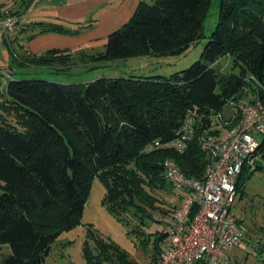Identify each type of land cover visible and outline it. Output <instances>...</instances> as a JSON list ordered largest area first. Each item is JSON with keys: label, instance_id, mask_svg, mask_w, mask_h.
<instances>
[{"label": "trees", "instance_id": "16d2710c", "mask_svg": "<svg viewBox=\"0 0 264 264\" xmlns=\"http://www.w3.org/2000/svg\"><path fill=\"white\" fill-rule=\"evenodd\" d=\"M210 4L139 0L127 21L107 34L104 49L79 60L103 65L179 50L201 37ZM38 26L41 32H74L59 23ZM225 55L238 72L217 70ZM71 59L72 52L52 48L24 61L59 64L63 70ZM9 75L0 94V248L8 249L0 264H42L60 233L80 224L94 176L105 187L102 204L118 219L130 210L145 212L141 204L151 212L167 207L156 193L164 196L161 191L170 189L166 158L187 177L203 178L207 155L199 136L212 113L223 111L230 98L244 97L245 85L264 103V0H219L218 20L201 57L170 77H98L66 84ZM188 118L192 131L183 149L153 146L156 140L163 144L189 132ZM257 151L264 160V138ZM246 169L237 179V194ZM98 246L94 254L85 243L86 264H110L112 253L120 264H134L118 248L110 245L114 252H109L101 241ZM159 253L160 248L153 255L155 264Z\"/></svg>", "mask_w": 264, "mask_h": 264}, {"label": "rangeland", "instance_id": "374dc122", "mask_svg": "<svg viewBox=\"0 0 264 264\" xmlns=\"http://www.w3.org/2000/svg\"><path fill=\"white\" fill-rule=\"evenodd\" d=\"M137 1L139 0H43L42 3L32 2L28 8L22 0L14 2V8L24 17L27 14L30 17L55 20L54 23L61 22L60 24L65 28L74 31L72 34L67 33L64 39L71 43L67 46L73 47L68 49L72 52V59L68 67L63 70L58 68L59 64L22 65L18 62L21 60V52L17 44L4 45L2 36L6 33L0 29V94L3 93L7 80L10 79L9 73L17 79L38 77L66 84H83L98 77L130 75L170 77L201 57L203 46L218 20L219 0H211L207 17L203 22L201 37L179 50L119 58L103 65H95L89 60L80 61L79 56L82 54L104 49L103 43L107 34L127 21ZM146 1L151 3L153 0ZM45 5H56V7L53 6L52 10L43 9ZM72 9L77 15L74 20L79 21L75 26L74 23L58 17L59 14ZM90 38L94 39L92 40L94 43L88 41ZM44 51L45 49L42 53ZM216 68L222 73L238 72L230 55L220 57ZM256 137L261 140L264 138V133ZM260 153L261 151L255 153L254 169L243 171L240 182L242 193L236 195L232 206L231 212L242 226L243 238L236 246L227 250V255L230 257L229 264H264V160ZM104 192L103 183L98 176H94L90 182L80 224L60 233L51 244L50 251L42 264H86L85 243L95 254L99 248V241L118 248L125 254L128 262L155 264L153 255L157 249L165 245L166 238H160L163 228L149 216L151 207L141 204L145 212L137 211L134 214V211L130 210L118 219L102 204ZM161 192L164 196L159 192L156 193L164 199L168 196L169 189ZM111 246L108 250L114 252ZM7 251V247L2 246L0 257ZM111 256L114 261L110 264H120L115 253Z\"/></svg>", "mask_w": 264, "mask_h": 264}, {"label": "built area", "instance_id": "2783aa9c", "mask_svg": "<svg viewBox=\"0 0 264 264\" xmlns=\"http://www.w3.org/2000/svg\"><path fill=\"white\" fill-rule=\"evenodd\" d=\"M12 11L0 8V29L6 34L19 21ZM247 79L253 88H259L256 80ZM243 91L244 97L230 98L224 110L212 113L211 122L202 127L199 145L207 155L202 179L187 177L173 159L163 162L170 188L167 207L151 212L166 236L159 264H228L227 250L243 236L242 226L231 212L236 182L244 167L253 168L259 143L256 135L264 133V103L246 85ZM187 120L189 132L163 144L156 140L153 146L183 149L192 131V119Z\"/></svg>", "mask_w": 264, "mask_h": 264}, {"label": "crops", "instance_id": "0c3cea01", "mask_svg": "<svg viewBox=\"0 0 264 264\" xmlns=\"http://www.w3.org/2000/svg\"><path fill=\"white\" fill-rule=\"evenodd\" d=\"M16 1L17 0H0V7L6 6V7L13 9V11H14L16 9L14 8L13 4ZM44 1H46V0H44ZM22 2L28 8V6L32 2L42 3L43 0H22ZM53 6L56 7V5H45L42 8L52 10ZM16 11L18 12V18H19L17 27L13 32H10V33H7L6 35H3L2 36V42L6 46L8 45V43L9 44H14V43L17 44V47L19 48V50L21 52L20 58H21V62H22L21 64L22 65H26V64L30 65L29 63H27V61L25 62L24 60L27 59V57H31L33 55L41 54L44 49L47 50V49H52V48H58V49H63V50L69 51L68 49L73 48V47L67 46V45L71 44L70 42H68V40H64L66 38L67 33L54 32V31H42V32L40 31V27L38 26V22L54 23L55 20L49 21L46 19H41L39 17H30L27 14H25V17H24L20 13V11H18V10H16ZM24 13H25V10H24ZM76 16L77 15L74 14L73 9L69 12H65V13L58 15L59 18L67 20V21H69V23H74V26L76 25V23L79 22L78 20H74V18H76ZM67 39H69V38H67ZM92 40H94V39H91V38L88 39V41H90V43H94V41H92ZM58 43L62 44V45H57Z\"/></svg>", "mask_w": 264, "mask_h": 264}]
</instances>
